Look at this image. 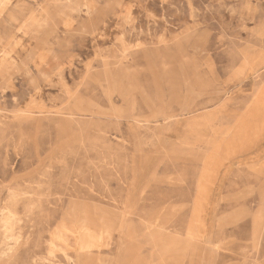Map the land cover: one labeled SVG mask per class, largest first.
<instances>
[{
  "label": "rangeland",
  "instance_id": "1",
  "mask_svg": "<svg viewBox=\"0 0 264 264\" xmlns=\"http://www.w3.org/2000/svg\"><path fill=\"white\" fill-rule=\"evenodd\" d=\"M0 264H264V0H0Z\"/></svg>",
  "mask_w": 264,
  "mask_h": 264
}]
</instances>
